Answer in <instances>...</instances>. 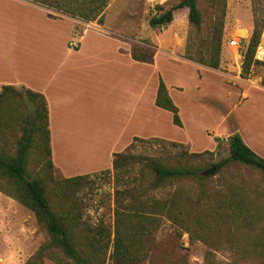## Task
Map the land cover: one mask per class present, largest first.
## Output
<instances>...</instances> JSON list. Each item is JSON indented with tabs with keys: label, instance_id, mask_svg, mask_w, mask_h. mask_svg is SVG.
Here are the masks:
<instances>
[{
	"label": "rangeland",
	"instance_id": "rangeland-1",
	"mask_svg": "<svg viewBox=\"0 0 264 264\" xmlns=\"http://www.w3.org/2000/svg\"><path fill=\"white\" fill-rule=\"evenodd\" d=\"M178 1L110 0L101 23H97L95 20L84 22L77 18L69 19L65 14L29 0H0V30H58L64 34L71 30L68 46H72V49L76 48L82 30H109L112 34H120L123 39L127 38L129 43H141L142 35L152 31V36L157 35L159 44L155 45L149 37L146 38L158 52L155 67L165 84L170 86L169 94L179 109L182 126L172 123L170 112L146 100L144 115H140V120L144 117V125L140 126L144 137L140 138L148 140L158 137L166 141L168 148V142L181 144L170 148L173 154L181 150L200 153L186 161L198 175L229 155L226 139L233 133H238L247 146L264 158V64L253 66L247 77L241 76L242 56L253 28V6L262 19L255 58L264 63V0H226L217 68L185 57L188 42L192 43L190 54L197 58V46L206 48L208 44L216 14L207 0L198 1L202 15L198 28L188 22L186 8L174 11L172 21L164 28L149 27V12L155 4L170 7ZM47 13L53 17H48ZM87 41L88 37L85 39ZM148 73H145L146 78ZM154 81L155 76H150L148 83ZM102 85L97 83L96 105L93 106L90 97L91 107L78 112L83 120L89 119L90 131L94 129L103 136L91 150H76L75 156L81 160L79 164L82 166L92 162L101 163L108 149L105 144L110 139L111 122L106 107L99 103L103 98H108L107 92L103 96ZM81 98H85L84 94L80 95ZM117 117L121 118L119 115ZM2 135L0 151L12 154L15 138L20 135L19 127L8 126ZM216 137L223 140L219 145ZM132 141L121 151L127 149ZM164 146L137 141L130 152L158 154L165 152ZM38 162L35 153L31 152L28 157L29 170L37 171L40 166ZM105 169H109L110 174H99ZM96 173L97 176L93 175ZM86 174L92 175L85 179L74 195L64 196L54 189L50 194L57 210L66 209L75 202L72 214H79L76 217L79 237L86 234L87 227L98 224L113 231L115 192L122 186L114 181L111 164ZM52 177L56 184L65 178L56 168L52 170ZM205 177L201 183L195 178L172 182L171 188L155 192L156 197H169L170 191L178 190L186 197L182 216L189 232L170 219L162 218L143 264H206L207 252H211L213 258L222 264H264V174L254 167L232 161L219 172ZM54 181L50 182L52 186ZM230 189L235 192L233 206L239 205L238 200L242 198L250 207L246 221L233 213L221 215L220 201L224 195H230ZM43 241L44 235L32 212L0 191V264H25ZM109 250L103 264H111ZM33 262L39 261L34 259ZM41 263L54 264L47 257Z\"/></svg>",
	"mask_w": 264,
	"mask_h": 264
},
{
	"label": "trees",
	"instance_id": "trees-1",
	"mask_svg": "<svg viewBox=\"0 0 264 264\" xmlns=\"http://www.w3.org/2000/svg\"><path fill=\"white\" fill-rule=\"evenodd\" d=\"M29 1L84 22L95 20L101 23L104 10L110 0ZM198 1L179 0L170 7H166L165 4H155L149 12L147 20L149 27L164 28L172 21L174 11L186 8L188 22L198 28L202 21ZM207 3L216 14L208 44L206 48L197 46L199 54L197 58L190 54L192 43L188 42L185 57L217 68L226 0H207ZM252 14L254 15L253 28L241 62L242 77H247L253 66L264 64L255 58L262 32V19L259 18L254 6ZM47 16L53 17L49 13ZM140 42L130 43L131 58L139 62L152 63L155 55L154 44L147 38H142ZM154 105L170 112L172 123L182 126L179 109L170 97L162 78H159ZM13 125L19 127L20 135L15 138V150L12 154L5 150L0 151V191L30 210L44 235L43 243L25 264H42V259L45 257L54 264H103L109 249L111 264H143L153 244L154 232L162 218L170 219L189 232L182 216L186 197L178 190L170 191L169 197H156L155 192L162 188H171L172 182L186 178H195L200 183L203 182L206 177L198 175L186 163L187 159L196 157L200 153L181 150L173 154L170 148L181 144L168 142V148L165 145L166 141L158 137L148 140L135 137L127 149L113 153L111 158L114 181L122 185L115 192L113 231L98 224L95 227H87L86 234L79 237L76 233V217L79 214L74 212L72 214L75 202L66 209L57 210L50 198L51 189L59 191L64 196L74 195L81 189L85 179L92 174L63 178L58 180L57 184L53 180L48 103L45 96L23 85H2L0 88V139L5 129ZM215 140L217 145L223 141L219 137ZM137 141L160 143L161 146L165 145L163 148L165 152L146 155L131 153L132 145ZM226 141L229 155L214 164L216 172L228 163L237 161L254 167L264 174V158L247 146L238 133L229 135ZM31 152L35 153L38 164L40 163L37 171H30L28 168V157ZM99 174H110V170L105 169ZM93 175L97 176L98 173ZM53 181L54 186L50 184ZM229 192L230 195H224L220 201L221 215L225 212L233 213L240 220L246 221L250 207L242 198L238 200L239 205L233 206L235 192L233 189ZM34 259L39 262H33ZM205 259L206 264H222L213 258L211 252L205 254Z\"/></svg>",
	"mask_w": 264,
	"mask_h": 264
},
{
	"label": "crops",
	"instance_id": "crops-1",
	"mask_svg": "<svg viewBox=\"0 0 264 264\" xmlns=\"http://www.w3.org/2000/svg\"><path fill=\"white\" fill-rule=\"evenodd\" d=\"M92 31L82 30L72 49L68 46L71 30L67 34L58 30H0V88L5 84L23 85L45 96L51 159L65 178L109 167L113 153L120 152L133 138L144 137L140 130L144 117L140 120V115H144L146 100L154 103L161 78L155 67L157 51L152 63L139 62L131 58L127 38L109 30ZM152 34L150 31L142 38L159 44L157 35ZM150 76H155L152 84L148 83ZM97 83L103 84V96L106 92L108 95L99 103L110 116V139L101 163L82 166L76 150H91L103 137L94 129L90 131L89 119L83 120L78 113L91 107L90 97L96 105ZM166 87L169 93L170 86ZM82 94L85 98L80 100Z\"/></svg>",
	"mask_w": 264,
	"mask_h": 264
},
{
	"label": "water",
	"instance_id": "water-1",
	"mask_svg": "<svg viewBox=\"0 0 264 264\" xmlns=\"http://www.w3.org/2000/svg\"><path fill=\"white\" fill-rule=\"evenodd\" d=\"M215 173V166L212 164L208 169L202 170L200 172V175L207 176V175H213Z\"/></svg>",
	"mask_w": 264,
	"mask_h": 264
},
{
	"label": "built area",
	"instance_id": "built-area-1",
	"mask_svg": "<svg viewBox=\"0 0 264 264\" xmlns=\"http://www.w3.org/2000/svg\"><path fill=\"white\" fill-rule=\"evenodd\" d=\"M71 45H74L73 43H71Z\"/></svg>",
	"mask_w": 264,
	"mask_h": 264
}]
</instances>
